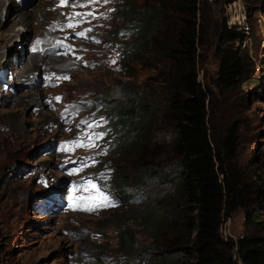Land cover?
Instances as JSON below:
<instances>
[{
  "label": "rangeland",
  "instance_id": "rangeland-1",
  "mask_svg": "<svg viewBox=\"0 0 264 264\" xmlns=\"http://www.w3.org/2000/svg\"><path fill=\"white\" fill-rule=\"evenodd\" d=\"M32 1L29 6L24 4L27 0L19 2V10L31 12L39 3L40 12L48 11L45 19L35 10L37 17L31 20L35 28L28 31L18 23L7 37L3 33L0 37V264L125 263L121 258L126 255L125 250L119 244L122 242V247L125 245L130 250L126 240L131 237L136 239L132 248L141 253L134 264H158L154 257L162 244L180 233L174 184L154 177H148L143 183L135 182L142 167H137L134 154L122 153L120 147L112 150L102 141H97L95 147H76L71 151L62 150V146L78 138L87 140L85 133L92 131L82 121L102 123L96 111L107 110L106 106L103 110L102 102L106 94L131 96L135 91L145 97L155 94L159 95L161 106L165 105V97L158 90L166 85L164 74L169 64L161 49L172 43L167 40L175 39L182 24L180 14L166 9L163 24L152 31L149 48L136 53L134 59L133 54L128 55L123 67L118 68L115 67L120 62L118 44L123 46L130 38L134 42L135 37L125 40L126 33L116 31L130 27L115 9L122 0H107V3L77 0L75 7L71 6V0L66 6H61L60 0ZM150 1L135 0L134 3L139 8ZM9 2L1 3H6L5 13L11 8ZM81 3L87 6L81 7ZM198 6L201 39L197 70L207 93L209 124L218 143H224L234 133L228 161L251 175L254 194L249 198L250 209L260 205L264 214V0L231 3L198 0ZM74 12L93 15L77 16L76 21L85 19L86 22L60 30ZM5 13L0 16V22H4ZM49 21L54 35L43 41L42 51L56 56L57 50L49 51L53 42L69 45L59 54L60 62L50 64L58 72L44 68L48 65L40 64L37 59L34 67L29 62L30 53H41L40 49L28 51L29 44L43 30L44 22L46 25ZM224 24L227 28L237 26L241 36L221 41L219 32ZM85 29H91L88 38L71 36L72 32ZM229 46L240 50L243 65L232 85L218 79L220 48ZM42 61L49 60L43 57ZM64 63L66 67L62 66ZM34 73L38 78L30 82L34 80ZM53 76L68 79L62 82L49 79ZM170 117L159 111L150 131L152 142L141 150L140 157L152 165L158 162L157 167L167 171L178 166L177 158L169 151L173 134ZM112 159L124 170L118 184L127 197L117 199L111 194L112 188L117 189L118 167L108 170L101 162L108 165ZM74 169L80 170L74 172ZM90 178H95L94 182L103 192L116 201L115 207H100L93 212L73 209L74 197L95 195L79 187L80 182ZM260 193L263 198L257 202ZM164 197L167 204L156 207L164 227L151 228L142 219L139 223L138 216L153 210L155 200ZM244 214V209L237 208L224 218L220 232L232 238L242 233L264 237V222L261 227H250L244 222ZM167 228L171 231L169 234L165 233ZM171 254L178 256L179 251Z\"/></svg>",
  "mask_w": 264,
  "mask_h": 264
},
{
  "label": "trees",
  "instance_id": "trees-1",
  "mask_svg": "<svg viewBox=\"0 0 264 264\" xmlns=\"http://www.w3.org/2000/svg\"><path fill=\"white\" fill-rule=\"evenodd\" d=\"M134 1L122 0L120 6L115 7L130 25L116 31L126 33L123 35L125 40L135 35L134 42L130 38L123 46L118 44L116 51L117 56H120V62L115 67L122 68L125 57L133 54L134 59L136 53L149 48L153 39L152 31L163 24L167 15L166 9L180 14L182 20L175 39L167 40L172 43L164 45L161 49L169 64L164 74L166 85L158 90V93L165 97V105L161 106L159 95L156 97L155 94L148 97L137 91L131 96L106 94L105 101L102 102L103 110L105 106L107 110L99 113L96 111V117L102 122L101 126L91 131L104 132L105 135L99 142L102 141L112 150L120 147L122 153L127 151L129 155L136 156L137 167H142V170L135 182L143 183L148 177H154L162 182L169 181L175 186L180 233L170 242L162 244L154 259L158 264H264L262 235L242 233L232 238L220 232L224 218L230 216L237 208L245 210L244 222L253 228L262 226L264 214L260 205L250 209L249 198L254 194L251 175L245 174L228 161L234 133L228 136L224 143H218L214 128L209 124L207 93L198 79L197 70L201 39L197 17L198 0H151L139 8ZM223 26L219 32L221 41H232L241 36L237 26L232 28H227L225 24ZM242 67L240 50L232 46L220 48L218 79L223 84H234L243 70ZM161 110L171 115L173 134L169 141V151L178 162L177 169L172 171L157 167L158 162L152 165L140 159L141 150L152 142L151 127ZM111 164L101 162L108 170L118 167L113 159ZM119 167L116 169L117 189L112 188L111 193L117 199L120 196H128L124 188L118 184L124 173ZM258 197L257 202L263 198L262 193ZM165 198H157L153 210L138 216L139 223L142 219L151 228L164 227L156 207L166 205ZM168 229H165L166 234L171 232ZM135 241L133 237L126 240L129 244L127 246L131 247L130 250H127L125 245L122 247V242L119 244L126 254L121 258L126 261L125 263L115 261L114 264H134L135 259L141 254L131 246ZM177 246H181L174 251H179L178 256H172L173 252L162 251Z\"/></svg>",
  "mask_w": 264,
  "mask_h": 264
},
{
  "label": "snow or ice",
  "instance_id": "snow-or-ice-1",
  "mask_svg": "<svg viewBox=\"0 0 264 264\" xmlns=\"http://www.w3.org/2000/svg\"><path fill=\"white\" fill-rule=\"evenodd\" d=\"M61 6H66L69 4V0H60ZM93 2V0H88V3ZM105 3H107V0H104ZM77 4V0H71V6L75 7ZM81 7H86L87 3H81ZM93 15L92 12L87 13H78L74 12L71 15L67 17L68 23L63 25L60 30H63V28H73L78 27L80 23L86 22L85 19H81L79 21L75 20V17L80 16L82 18H86L88 16ZM91 29H85L79 33H76L77 36L81 38H88L87 33L90 32ZM67 39V38H66ZM94 42L99 43V41L95 40L93 38ZM37 43H40L37 41ZM80 58V57H78ZM113 64H115V61H112ZM88 66V65H86ZM64 79H68V77H64ZM57 100L61 99L60 97L56 98ZM82 124L85 126V128L93 129L96 127H100L101 125L99 123H90L87 120L82 121ZM87 136V140L85 141L83 138H78L75 141H69L65 142V145L62 146V150L71 151L74 150L76 147H95L96 142L103 139L104 132H91V133H85ZM88 159H94V158H88ZM87 162H85L86 164ZM80 169H74V172H78ZM95 178H90L86 181L80 182L79 187H82L85 192H95V195L90 196H80V197H74L72 202V207L74 210L79 209L82 211L87 212H93L96 211L100 207H115L116 201L111 198L109 195L105 194L101 188L96 182H94ZM77 191V187L74 186L73 192Z\"/></svg>",
  "mask_w": 264,
  "mask_h": 264
},
{
  "label": "bare ground",
  "instance_id": "bare-ground-1",
  "mask_svg": "<svg viewBox=\"0 0 264 264\" xmlns=\"http://www.w3.org/2000/svg\"><path fill=\"white\" fill-rule=\"evenodd\" d=\"M6 2V1H8V0H0V16H2L3 15V13H5V5H6V3H4L3 5H1V3H3V2ZM28 1H31V0H28ZM41 1V0H40ZM39 1V2H40ZM48 1H51V0H48ZM8 3V2H7ZM10 10L7 12V10H6V16H5V14H4V16H5V18H4V22H0V37H2L1 36V34L3 33V35L4 36H8L9 34H10V31L11 30H15L14 29V27H15V25H18V23H21L22 25H24L26 28H27V30L29 31V30H32L33 28H35V27H33L32 25H31V20L32 19H35L36 17H37V14H36V12H35V10H37L38 12H40L41 10L39 9V7H40V5H39V3L37 4V6L35 7V9L34 10H32L31 12H25V11H21V10H19V2H17V1H15V0H10ZM41 3V2H40ZM26 6V5H25ZM15 12L14 14H15V16H14V14H12V12ZM17 11H19L17 14H16V12ZM47 10H45V11H42V12H40V16H43L44 17V19H45V16L47 15ZM54 12V11H53ZM56 14H57V16H55V17H58L59 16V14L57 13V12H55ZM12 14V15H11ZM14 16V18H12ZM39 16V15H38ZM1 20V19H0ZM41 23V22H40ZM50 23H51V25H50ZM34 24V23H33ZM21 25V26H22ZM38 25L40 26V24L38 23ZM23 28V27H22ZM52 28H53V24H52V22H47L46 23V25H45V22H44V28H43V30L39 33V35L36 37V40L35 41H32L30 44H29V49H28V51H30V49L32 48V49H34V52L37 50V49H40L41 50V53H30V57H29V62H30V65L31 66H35V61L37 62V60H38V62L40 63V64H42V65H48V66H46V67H44V68H47V67H49V68H52L51 66H50V64L52 65H55V64H57L58 62H60V59H58L59 58V55H56V54H54V55H56V56H50V55H48L46 52H43L42 51V43H43V41L44 40H46L48 37H51V36H53L54 35V30H52ZM19 29V28H18ZM19 30H22V29H19ZM18 31V30H17ZM15 33H17L16 31H15ZM37 41H39L40 43H37ZM46 51L48 52V48H46ZM43 57L44 58H46L47 57V59L49 60V61H42L43 60ZM37 59V60H36ZM61 61H62V59H61ZM44 64H43V63ZM62 64V63H61ZM61 64H59V65H61ZM65 64V63H64ZM37 65V64H36ZM66 65L67 64H65V65H62L63 67H66ZM61 66V67H62ZM60 68V67H59ZM52 69H54L55 71H57L58 72V70L57 69H55V68H52ZM64 71H68V70H64ZM35 72V71H34ZM68 74H70L71 75V72H68ZM33 75H31L30 74V77H32ZM38 77L35 75V73H34V80L33 81H30V82H34L36 79H37ZM49 79H54V80H57V81H59V82H62V81H64L65 79L64 78H62L61 76H58V77H55V76H53V77H50ZM51 103H52V101H50ZM52 209H54V208H52ZM54 211H56V210H54Z\"/></svg>",
  "mask_w": 264,
  "mask_h": 264
},
{
  "label": "water",
  "instance_id": "water-1",
  "mask_svg": "<svg viewBox=\"0 0 264 264\" xmlns=\"http://www.w3.org/2000/svg\"><path fill=\"white\" fill-rule=\"evenodd\" d=\"M32 0L31 1H28L27 3H24L26 6H29V5H31L32 4ZM181 248V246H177V247H174V248H168V249H164V250H162V251H167V252H174V251H176V250H178V249H180Z\"/></svg>",
  "mask_w": 264,
  "mask_h": 264
},
{
  "label": "clouds",
  "instance_id": "clouds-1",
  "mask_svg": "<svg viewBox=\"0 0 264 264\" xmlns=\"http://www.w3.org/2000/svg\"><path fill=\"white\" fill-rule=\"evenodd\" d=\"M24 1H25V0H23V2H24ZM27 2H28V0H27ZM27 2H26V3H27Z\"/></svg>",
  "mask_w": 264,
  "mask_h": 264
},
{
  "label": "built area",
  "instance_id": "built-area-1",
  "mask_svg": "<svg viewBox=\"0 0 264 264\" xmlns=\"http://www.w3.org/2000/svg\"><path fill=\"white\" fill-rule=\"evenodd\" d=\"M228 3H231V2H228Z\"/></svg>",
  "mask_w": 264,
  "mask_h": 264
}]
</instances>
